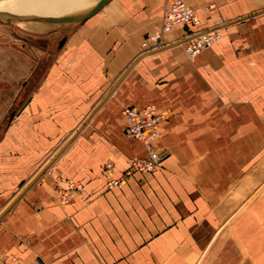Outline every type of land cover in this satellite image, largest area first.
<instances>
[{"label": "crops", "instance_id": "0c3cea01", "mask_svg": "<svg viewBox=\"0 0 264 264\" xmlns=\"http://www.w3.org/2000/svg\"><path fill=\"white\" fill-rule=\"evenodd\" d=\"M173 1L112 0L59 46H0V264H198L215 239V192L238 187L240 150L255 154L238 119L264 106V0H184L200 27L141 55ZM213 28L222 39L190 60L189 34ZM147 105L167 115L162 161L110 188L147 154L123 109Z\"/></svg>", "mask_w": 264, "mask_h": 264}, {"label": "rangeland", "instance_id": "374dc122", "mask_svg": "<svg viewBox=\"0 0 264 264\" xmlns=\"http://www.w3.org/2000/svg\"><path fill=\"white\" fill-rule=\"evenodd\" d=\"M108 5H110V2ZM103 10L104 8L97 14ZM78 24H46L19 21L4 24L0 22V46L18 45L29 47L36 45L35 41L38 40H34L33 36L39 34H46L47 45L59 46L63 37ZM263 105L264 103H262ZM210 109L212 110L210 111L211 116H208L206 123L202 125L206 124L207 127L214 128L221 125V117L218 116V112L215 113L217 111L215 106L211 105ZM162 113L166 114L165 112ZM253 114H255L254 117H244L238 120L240 124L245 123L247 120H253L252 124L255 125H253L256 144L255 154L253 156L249 151L248 156L247 151L240 150V181L238 187L232 190L224 189L215 192L213 212L208 214V217L219 224L220 231H218L198 264H244L243 262L247 260L245 264H264V260H258V258L264 259V229L254 228L255 225L264 228V106L263 109L258 108ZM257 114H260V116H256ZM196 124L198 125V122ZM161 147L164 148V146ZM161 147L157 148L163 151ZM209 153L220 152L212 150L211 152L208 151ZM200 160L205 161L202 157ZM206 163L213 168H221L222 166H220V161H216L213 156L212 158L208 156ZM230 170L228 168L226 172L229 173ZM212 196L214 195H210V197ZM1 217H3V213L0 212V219ZM258 244L259 246H257ZM253 248H257L255 259L248 256Z\"/></svg>", "mask_w": 264, "mask_h": 264}, {"label": "built area", "instance_id": "2783aa9c", "mask_svg": "<svg viewBox=\"0 0 264 264\" xmlns=\"http://www.w3.org/2000/svg\"><path fill=\"white\" fill-rule=\"evenodd\" d=\"M176 25H189L200 27L201 21L196 16L193 8L184 0H175L164 10L162 24L158 31L151 34L142 45V53H150L163 47L166 33L170 32ZM223 37L220 28L198 29L189 34L190 41L186 44V53L190 60H195L200 54L211 48ZM123 115L128 123L127 134L129 137L141 141L146 146V156L129 161V169L123 176L112 179L108 186L110 188H122L128 176L134 172L153 173L157 170L163 158V152L156 146L155 142L160 136V124L166 119V115L160 112L154 105L143 108L125 107ZM105 168L110 171L112 165L106 163ZM32 264H45L42 259H36Z\"/></svg>", "mask_w": 264, "mask_h": 264}, {"label": "bare ground", "instance_id": "6f19581e", "mask_svg": "<svg viewBox=\"0 0 264 264\" xmlns=\"http://www.w3.org/2000/svg\"><path fill=\"white\" fill-rule=\"evenodd\" d=\"M99 1L100 0H0V22L4 24H12L13 21L50 24V22L33 20V18H60L72 15L85 14L89 12L93 7H95V5ZM254 228L260 230L264 229L259 225H255ZM259 244L257 246H259ZM256 251L257 248H253L252 252H250L248 256L255 259ZM258 260L264 259L258 258ZM247 261L243 263L245 264Z\"/></svg>", "mask_w": 264, "mask_h": 264}, {"label": "water", "instance_id": "95a60500", "mask_svg": "<svg viewBox=\"0 0 264 264\" xmlns=\"http://www.w3.org/2000/svg\"><path fill=\"white\" fill-rule=\"evenodd\" d=\"M111 0H100L95 7H93L89 12L85 14H80V15H72V16H67V17H45V18H33V20H38V21H47L50 23H83L90 19L92 16H94L96 13H98L101 9H103Z\"/></svg>", "mask_w": 264, "mask_h": 264}]
</instances>
